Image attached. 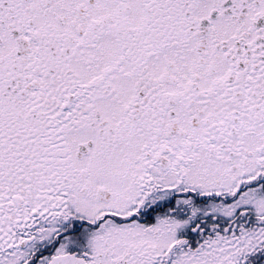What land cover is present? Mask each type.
Returning a JSON list of instances; mask_svg holds the SVG:
<instances>
[{
	"label": "snow or ice",
	"instance_id": "obj_1",
	"mask_svg": "<svg viewBox=\"0 0 264 264\" xmlns=\"http://www.w3.org/2000/svg\"><path fill=\"white\" fill-rule=\"evenodd\" d=\"M0 264H264V0H0Z\"/></svg>",
	"mask_w": 264,
	"mask_h": 264
}]
</instances>
